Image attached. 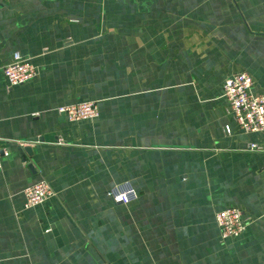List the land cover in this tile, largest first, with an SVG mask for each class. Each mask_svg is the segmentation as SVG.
Instances as JSON below:
<instances>
[{"label": "crops", "instance_id": "1", "mask_svg": "<svg viewBox=\"0 0 264 264\" xmlns=\"http://www.w3.org/2000/svg\"><path fill=\"white\" fill-rule=\"evenodd\" d=\"M15 53L38 76L8 87ZM238 72L264 92V0H0V264H264V134L222 98ZM86 101L98 118L56 113ZM39 181L54 197L24 209ZM226 208L249 224L221 242Z\"/></svg>", "mask_w": 264, "mask_h": 264}, {"label": "built area", "instance_id": "2", "mask_svg": "<svg viewBox=\"0 0 264 264\" xmlns=\"http://www.w3.org/2000/svg\"><path fill=\"white\" fill-rule=\"evenodd\" d=\"M1 74L8 87L18 86L33 81L38 76V70L29 59L19 53L13 55L11 63L1 69ZM222 98L227 104L232 119L237 127L245 133L264 134V92L252 91L251 77L245 72H238L228 76L222 84ZM56 113L70 123H79L98 118L97 106L94 102H79L74 105L59 107ZM229 132V128H225ZM35 142H19V146L31 145ZM58 145L63 141L58 140ZM248 149L259 151L261 148L250 144ZM6 157L8 154L3 152ZM1 168V166H0ZM24 209L41 206L54 197V192L45 181H39L22 191ZM107 196L115 203L127 204L135 198L134 192L128 184H121L111 188ZM221 242L240 237L249 224L238 208H226L218 211L214 217Z\"/></svg>", "mask_w": 264, "mask_h": 264}, {"label": "water", "instance_id": "3", "mask_svg": "<svg viewBox=\"0 0 264 264\" xmlns=\"http://www.w3.org/2000/svg\"><path fill=\"white\" fill-rule=\"evenodd\" d=\"M37 141V139H33L32 141H30V142H36ZM26 152H28L29 150L28 149H24ZM29 153V152H28Z\"/></svg>", "mask_w": 264, "mask_h": 264}]
</instances>
